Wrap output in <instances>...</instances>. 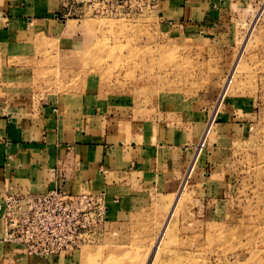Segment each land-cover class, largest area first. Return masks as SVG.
I'll return each mask as SVG.
<instances>
[{
    "label": "rangeland",
    "instance_id": "obj_1",
    "mask_svg": "<svg viewBox=\"0 0 264 264\" xmlns=\"http://www.w3.org/2000/svg\"><path fill=\"white\" fill-rule=\"evenodd\" d=\"M159 1L119 15L86 5L64 17L71 29L40 31L19 46L0 35V93H29L58 113L82 104L123 112L173 130L187 157L185 148L203 151L198 171L212 176L209 190L189 179L191 162L177 191L141 222L92 229L73 264H264V0L237 13L232 39L178 35L161 25ZM230 96L240 115L212 121ZM195 117L207 119L196 145ZM227 123L249 125L242 136Z\"/></svg>",
    "mask_w": 264,
    "mask_h": 264
},
{
    "label": "crops",
    "instance_id": "obj_2",
    "mask_svg": "<svg viewBox=\"0 0 264 264\" xmlns=\"http://www.w3.org/2000/svg\"><path fill=\"white\" fill-rule=\"evenodd\" d=\"M257 1L160 0L159 19L161 25L176 27L177 34L204 33L215 38L229 34L232 39L237 13L253 8ZM65 5L66 0H0V35L19 46L40 31L53 33L60 25L67 31L71 28L65 24L70 20H63L70 16ZM31 96L0 93V203L9 190L32 194L50 189L68 194L101 190L105 225H130L141 222L160 197L177 191L193 161L189 179L209 190L212 176L198 171L203 151L196 157L197 151L193 156L185 148L187 157L175 145L173 130L130 120L123 112L106 116L84 104L58 113L48 101ZM240 106L230 96L223 108L221 101L218 110L210 111L212 121L219 116L230 118L232 112L240 115ZM205 123L193 120L195 145ZM234 124L226 127L242 136L249 125ZM3 228L0 219V264H52L51 258L27 256L18 243L2 239ZM75 253L61 255L56 264H73Z\"/></svg>",
    "mask_w": 264,
    "mask_h": 264
},
{
    "label": "built area",
    "instance_id": "obj_3",
    "mask_svg": "<svg viewBox=\"0 0 264 264\" xmlns=\"http://www.w3.org/2000/svg\"><path fill=\"white\" fill-rule=\"evenodd\" d=\"M156 0H66L65 13L82 7L94 13H136ZM121 11V12H120ZM104 193L68 194L58 189L44 193L6 192L0 203L4 240L18 243L27 256L51 258L75 253L86 235L106 219Z\"/></svg>",
    "mask_w": 264,
    "mask_h": 264
}]
</instances>
